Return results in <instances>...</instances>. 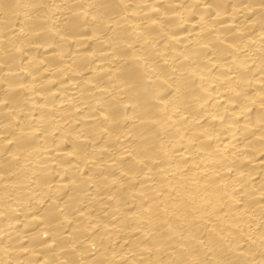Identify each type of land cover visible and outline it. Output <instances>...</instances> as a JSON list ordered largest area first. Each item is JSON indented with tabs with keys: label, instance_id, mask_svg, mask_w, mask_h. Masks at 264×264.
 I'll return each instance as SVG.
<instances>
[{
	"label": "bare ground",
	"instance_id": "bare-ground-1",
	"mask_svg": "<svg viewBox=\"0 0 264 264\" xmlns=\"http://www.w3.org/2000/svg\"><path fill=\"white\" fill-rule=\"evenodd\" d=\"M0 264H264V0H0Z\"/></svg>",
	"mask_w": 264,
	"mask_h": 264
}]
</instances>
